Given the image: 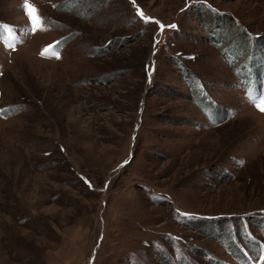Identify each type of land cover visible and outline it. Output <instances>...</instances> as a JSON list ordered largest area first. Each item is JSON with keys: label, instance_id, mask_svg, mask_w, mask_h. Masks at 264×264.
<instances>
[{"label": "rangeland", "instance_id": "rangeland-1", "mask_svg": "<svg viewBox=\"0 0 264 264\" xmlns=\"http://www.w3.org/2000/svg\"><path fill=\"white\" fill-rule=\"evenodd\" d=\"M62 2L0 0V264H238L240 220L264 245V0Z\"/></svg>", "mask_w": 264, "mask_h": 264}, {"label": "trees", "instance_id": "trees-1", "mask_svg": "<svg viewBox=\"0 0 264 264\" xmlns=\"http://www.w3.org/2000/svg\"><path fill=\"white\" fill-rule=\"evenodd\" d=\"M88 1V0H67V2H62L63 4H61L59 7L62 10H66V11H74L77 8H79L81 5L84 6V2ZM92 1H96V0H90ZM226 38L225 41L229 38V36L227 35V32L225 31ZM222 37V36H221ZM217 40L216 43L221 44L222 41L224 40L223 38H221ZM253 40V37L248 40L249 44L251 43L250 41ZM237 42V41H236ZM247 42V41H246ZM247 42V43H248ZM214 43V42H213ZM261 43V39L260 40H255L254 43L252 44L258 47V50L261 48V45H259ZM233 44V43H232ZM253 46V48L255 47ZM245 46H241L240 48H237V50L235 51V49H231V52H228L230 55L227 56V59L229 60V62H233L234 59L236 58H240L243 57V55H245L247 53V60L244 61L245 65L243 67H241L240 71H239V76L241 78H243V81L245 82V85H247V89H248V85L252 84L253 88H250V90L247 91L248 95H251L250 92H256L258 93V89H260L261 87V83L262 81L260 80V74L259 71H257L255 69V65H257L259 62L256 61L257 58L252 57V55H255L254 53L252 54L251 52H247L246 48H244ZM259 57L260 59H262L261 55L262 52H259ZM261 54V55H260ZM232 57V58H231ZM264 80V79H263ZM196 85H199L198 83H196ZM200 93V92H199ZM197 95V94H196ZM252 96V95H251ZM250 96V97H251ZM199 97V99H198ZM200 97H202L201 95H197L195 96V102L196 104L199 103L200 101ZM251 98H253V100L255 99H262L264 98V94H258L257 96H252ZM211 110V108H210ZM260 219V220H258ZM256 221V226H258L259 230H261L262 232L264 231V216L261 218H258ZM232 226V225H231ZM229 225L228 222L224 223L223 229H219L221 230L220 233L217 235L219 237V239L222 241H226L225 242V247L227 249V251L232 255V257L234 258V260L238 263V264H264V245L262 243H260V241L254 237L251 236L248 232L247 229L248 227L246 226V222H242V220L239 221V224L237 227V229H231V230H224V228H229L231 227ZM226 238V240H225ZM245 245L248 246V249L253 252V256H259L258 260L255 259V261L252 260V256L249 255L248 252H246V249L243 245V243ZM252 260V261H251ZM211 262H213V264H220L221 262H216L214 260H210Z\"/></svg>", "mask_w": 264, "mask_h": 264}, {"label": "snow or ice", "instance_id": "snow-or-ice-1", "mask_svg": "<svg viewBox=\"0 0 264 264\" xmlns=\"http://www.w3.org/2000/svg\"><path fill=\"white\" fill-rule=\"evenodd\" d=\"M33 13H34V9H30L29 14L32 17V23L35 25L38 23V18L35 15H33ZM172 27H175V25H172ZM33 30H35V28ZM256 106L260 111H264V98H262L260 103L257 104Z\"/></svg>", "mask_w": 264, "mask_h": 264}]
</instances>
